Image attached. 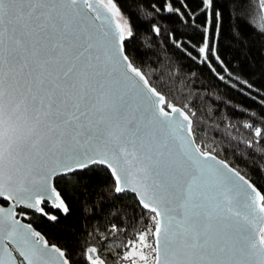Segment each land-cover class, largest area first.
Returning a JSON list of instances; mask_svg holds the SVG:
<instances>
[{"label": "snow or ice", "instance_id": "6c2138e0", "mask_svg": "<svg viewBox=\"0 0 264 264\" xmlns=\"http://www.w3.org/2000/svg\"><path fill=\"white\" fill-rule=\"evenodd\" d=\"M151 8L185 23L202 13L213 47L204 43L200 62L222 63L220 0ZM255 8L264 20V0ZM137 38L116 0H0V264H74L70 247L23 222L29 210L53 222L46 208L67 216L69 192L85 201L135 194L147 223L115 254L125 264H264V183L197 143L195 111L174 103L163 75L139 62ZM247 127L264 140V129ZM94 167L111 177L99 191L88 187ZM65 179L68 190L57 186ZM105 250L81 255L108 264Z\"/></svg>", "mask_w": 264, "mask_h": 264}, {"label": "trees", "instance_id": "16d2710c", "mask_svg": "<svg viewBox=\"0 0 264 264\" xmlns=\"http://www.w3.org/2000/svg\"><path fill=\"white\" fill-rule=\"evenodd\" d=\"M116 2L137 33L134 54L139 62L147 70L155 69L153 75H163L170 90L167 94L174 103L178 101L181 107L187 105L195 111L193 130L197 143L257 185L264 183V172L260 171L264 169V140L257 143L253 130L247 127L252 124L264 129V35L260 34L264 20L255 8V0H246L240 8V0H220L223 15L214 52L222 63L210 59V65L200 62L203 54L199 49L204 43L213 47V29L205 25L202 13L185 23L167 11H153L151 5L160 8L163 0ZM185 2L197 9L199 0ZM153 25L161 28L158 36L152 31ZM245 81L252 85L251 89ZM88 176L89 189L96 191L111 180L104 167H94ZM57 186L70 188L66 179L59 180ZM69 200L71 212L67 216L46 208L58 216L57 222L30 212L23 220L31 223L50 244L70 247L74 264H85L81 253L87 246L106 247L102 258L108 264H125L115 254L147 223L141 219L142 209L136 198L128 193L115 199L90 194L85 201L82 193L69 192ZM84 203L88 205L87 212ZM113 225L118 231L112 230Z\"/></svg>", "mask_w": 264, "mask_h": 264}, {"label": "water", "instance_id": "95a60500", "mask_svg": "<svg viewBox=\"0 0 264 264\" xmlns=\"http://www.w3.org/2000/svg\"><path fill=\"white\" fill-rule=\"evenodd\" d=\"M217 159H219V158H217ZM106 169V168H105ZM128 194H131L132 196H134L135 197V194H133V193H128ZM136 198V197H135ZM50 210H53V211H56V212H59V210H55V209H50ZM29 212L30 213H33L31 210H29ZM34 214H36V215H38V216H42V215H40L39 213H34ZM42 217H44V216H42ZM23 222L24 223H26L24 220H23ZM33 227V226H32ZM34 228V227H33Z\"/></svg>", "mask_w": 264, "mask_h": 264}, {"label": "built area", "instance_id": "2783aa9c", "mask_svg": "<svg viewBox=\"0 0 264 264\" xmlns=\"http://www.w3.org/2000/svg\"><path fill=\"white\" fill-rule=\"evenodd\" d=\"M149 239H151V237H149Z\"/></svg>", "mask_w": 264, "mask_h": 264}, {"label": "rangeland", "instance_id": "374dc122", "mask_svg": "<svg viewBox=\"0 0 264 264\" xmlns=\"http://www.w3.org/2000/svg\"><path fill=\"white\" fill-rule=\"evenodd\" d=\"M149 240H151V239H149Z\"/></svg>", "mask_w": 264, "mask_h": 264}]
</instances>
